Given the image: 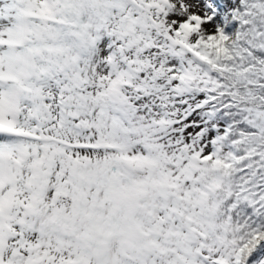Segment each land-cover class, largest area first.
Segmentation results:
<instances>
[{
	"label": "snow or ice",
	"instance_id": "1",
	"mask_svg": "<svg viewBox=\"0 0 264 264\" xmlns=\"http://www.w3.org/2000/svg\"><path fill=\"white\" fill-rule=\"evenodd\" d=\"M0 264H264V0H0Z\"/></svg>",
	"mask_w": 264,
	"mask_h": 264
}]
</instances>
